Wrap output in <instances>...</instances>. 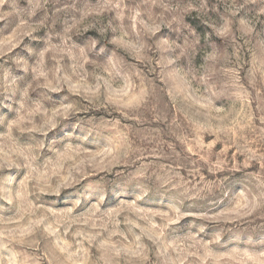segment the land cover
Masks as SVG:
<instances>
[{"label": "rangeland", "instance_id": "374dc122", "mask_svg": "<svg viewBox=\"0 0 264 264\" xmlns=\"http://www.w3.org/2000/svg\"><path fill=\"white\" fill-rule=\"evenodd\" d=\"M0 264H264V0H0Z\"/></svg>", "mask_w": 264, "mask_h": 264}]
</instances>
